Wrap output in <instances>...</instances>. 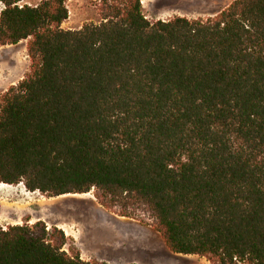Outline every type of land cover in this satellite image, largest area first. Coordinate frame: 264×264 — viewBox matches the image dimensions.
Returning <instances> with one entry per match:
<instances>
[{"label": "trees", "instance_id": "obj_1", "mask_svg": "<svg viewBox=\"0 0 264 264\" xmlns=\"http://www.w3.org/2000/svg\"><path fill=\"white\" fill-rule=\"evenodd\" d=\"M20 1L0 0V46L27 40L30 59L0 93V183L93 190L173 254L264 264V0L155 21L100 0L79 29L68 0ZM0 264L107 263L39 220L0 226Z\"/></svg>", "mask_w": 264, "mask_h": 264}, {"label": "rangeland", "instance_id": "obj_2", "mask_svg": "<svg viewBox=\"0 0 264 264\" xmlns=\"http://www.w3.org/2000/svg\"><path fill=\"white\" fill-rule=\"evenodd\" d=\"M35 4L37 0H26ZM232 0H141L143 13L151 21L168 20L174 16L187 18H206L214 15ZM100 0H68V16L62 24L64 29H79L85 23H99L98 5ZM2 5L0 3V10ZM27 42V41H26ZM26 42L0 46V93L16 84L29 71L30 59L26 52ZM5 72V73H4ZM10 78V79H9ZM115 216L99 206L93 196V190L85 194H65L57 197H45L39 192L26 191L22 184L0 186V226L16 225L43 221L49 228L55 226L64 232L65 237L73 241V247L79 251L84 261L111 258L112 248L107 240H118L121 246L118 254L124 255V264H209L198 255H178L171 253L164 245L160 235L149 226L136 220L137 230L130 236L114 237L105 228L118 227ZM103 223V224H102ZM124 228V227H123ZM123 228L118 227L119 231ZM126 229V228H125ZM108 232L107 233L105 231ZM127 230V229H126ZM100 237L103 243H100ZM67 253L68 246L63 248ZM128 261V262H127ZM107 264H115L106 262Z\"/></svg>", "mask_w": 264, "mask_h": 264}, {"label": "crops", "instance_id": "obj_3", "mask_svg": "<svg viewBox=\"0 0 264 264\" xmlns=\"http://www.w3.org/2000/svg\"><path fill=\"white\" fill-rule=\"evenodd\" d=\"M27 40H25V42H26ZM11 86V85H10ZM3 91H5V88L3 89ZM4 185H7V184H3V183H0V186H4ZM111 214H113V213H111ZM114 215V214H113ZM115 216V219H114V223L118 226V227H120V228H123V231H119V229H118V227H116L117 229H116V231L113 229V227H111V228H108L107 226L105 227V228H107V230L109 231V232H111L112 234H113V236L114 237H126L127 235H129L130 236V234H131V231L133 232V234L137 231V230H130V233H129V226H134V228L135 229H137V227H136V223H134V221L132 220V219H130V218H125V217H119V216H117V215H114ZM103 224V223H102ZM127 230H126V229ZM105 231V230H104ZM106 233H107V236L109 235L108 234V232L107 231H105ZM100 239V243H103V238L102 237H100L99 238ZM102 239V240H101ZM106 244H108V246L109 247H111L112 248V251L113 252H115L116 254H112V257L111 258H106V257H103V258H100V259H102V260H106V262H114L115 264H124V263H126L125 261H126V259H125V257H124V255H122V254H118V251H117V249L119 248V246H121V242H119L118 240H107L106 241ZM128 262V261H127Z\"/></svg>", "mask_w": 264, "mask_h": 264}, {"label": "built area", "instance_id": "obj_4", "mask_svg": "<svg viewBox=\"0 0 264 264\" xmlns=\"http://www.w3.org/2000/svg\"><path fill=\"white\" fill-rule=\"evenodd\" d=\"M23 4H28L30 5V3H28L26 0H21L20 2H18V6L21 7Z\"/></svg>", "mask_w": 264, "mask_h": 264}, {"label": "bare ground", "instance_id": "obj_5", "mask_svg": "<svg viewBox=\"0 0 264 264\" xmlns=\"http://www.w3.org/2000/svg\"><path fill=\"white\" fill-rule=\"evenodd\" d=\"M5 73V72H4ZM10 79V78H9Z\"/></svg>", "mask_w": 264, "mask_h": 264}]
</instances>
